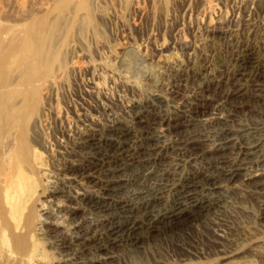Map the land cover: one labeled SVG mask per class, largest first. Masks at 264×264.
<instances>
[{
  "label": "rangeland",
  "instance_id": "374dc122",
  "mask_svg": "<svg viewBox=\"0 0 264 264\" xmlns=\"http://www.w3.org/2000/svg\"><path fill=\"white\" fill-rule=\"evenodd\" d=\"M21 3L0 0L1 21L44 19L63 69L25 126L45 174L40 263L264 264V188L244 161L264 126V0ZM189 102L204 114L177 117ZM201 174L216 182L171 216Z\"/></svg>",
  "mask_w": 264,
  "mask_h": 264
},
{
  "label": "bare ground",
  "instance_id": "6f19581e",
  "mask_svg": "<svg viewBox=\"0 0 264 264\" xmlns=\"http://www.w3.org/2000/svg\"><path fill=\"white\" fill-rule=\"evenodd\" d=\"M26 1L21 0V4L23 6L24 4L26 5ZM77 2L79 0H65L66 7L68 4L75 7L82 4V2ZM43 20H33L27 24L25 23L23 27H21L22 24L17 27L10 24L7 25L8 23L5 25L0 19V246H2L0 247V264H42L40 263L41 260H47L44 256L45 253L40 250L38 242L30 234L33 232L34 227L43 225L41 218L47 215L46 202L41 204V198L45 193L44 186L39 180V178H42L41 171H43L44 165L43 161H41V155L36 151L32 152L25 141L27 117L29 115L33 116L36 109L38 110L39 104L45 99L44 96L46 94L43 91L51 87L57 80L56 78L63 72L61 66L53 64L58 56L54 47L46 44V35L42 27L47 22L45 23V20ZM242 71L240 76H245L247 73H245L243 68ZM258 77L256 83L259 85H257V88L262 90L264 87L261 85V82L264 83L263 70H258ZM255 91L257 90L255 89ZM200 113L204 114V111L189 102L184 108L178 109L177 114L179 115L177 117L192 119L194 114ZM38 122L40 121H35L34 125L36 126ZM166 122V120L161 122V128L166 125ZM159 123L157 124L159 125ZM159 133L163 134L160 130ZM248 136L251 147L244 155V161L249 164H255L260 168V171L255 172V175L247 181L249 184H253L256 189L264 188V126L253 130ZM147 138L149 139V137ZM38 173L41 174L39 178ZM212 177L208 174L196 175L192 181L189 179L190 183L183 185L182 188L180 187L179 197L181 198L176 201L177 203L173 201L175 204L171 216L176 217L186 213L189 208L187 207L188 201L192 203L197 201V197H199L197 191L204 186V184L202 185V182L204 183L203 180L216 182V178ZM42 179L45 180V178ZM157 199L159 197H155L146 207L151 205L152 202L155 203ZM195 205L193 204V206ZM156 206H159L158 203ZM56 207L58 210L63 209L60 205ZM38 208L40 209L39 211ZM78 209L69 208L66 213L73 215L77 213ZM40 212H44V215H41ZM138 227L140 226L133 223L129 229ZM243 264L252 263L245 262Z\"/></svg>",
  "mask_w": 264,
  "mask_h": 264
}]
</instances>
